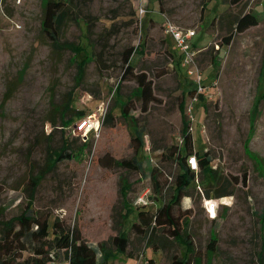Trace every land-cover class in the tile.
<instances>
[{"label":"rangeland","instance_id":"1","mask_svg":"<svg viewBox=\"0 0 264 264\" xmlns=\"http://www.w3.org/2000/svg\"><path fill=\"white\" fill-rule=\"evenodd\" d=\"M46 1L0 0V237L3 223L32 199L40 215L78 226L84 247L103 243L115 253L113 239L126 231L127 252L110 263L172 264L186 258L187 264H264V167L256 162L264 159V3L256 10L259 24L222 45L236 18L254 12L257 0H226L225 5L224 0H209L205 10L206 0H93L82 12L96 18L93 31L88 32L84 20L63 25L62 46L55 47L42 30ZM140 4L147 9L142 17ZM165 23L184 33L195 31L189 73ZM112 25L116 28L105 51L110 67L100 71L88 58L79 70V59L66 43L84 44L96 55L104 48L99 36ZM131 46L140 52L132 58L135 71L147 72L159 99L143 112L141 101L133 98L130 115L145 130L141 170L100 162L107 153L116 159L135 155V125L121 113L138 85L133 78L121 81V54ZM200 85L206 87L203 100L197 93ZM182 96L194 147L209 150L228 194L208 196L210 178L199 169L195 184L174 206L182 218V237L175 238L167 227L139 233L130 227L138 197L147 192V206L155 211L174 193L179 164L169 155L171 148L183 145ZM67 106L73 109L64 120L84 111L94 124L101 121L99 131L85 136L64 128L61 113ZM65 141L74 156L56 162ZM153 168L167 183L158 193ZM244 171L247 184L228 181ZM210 201L217 206L214 217L207 212ZM185 238L192 242L190 253ZM51 264H67L65 256Z\"/></svg>","mask_w":264,"mask_h":264},{"label":"trees","instance_id":"2","mask_svg":"<svg viewBox=\"0 0 264 264\" xmlns=\"http://www.w3.org/2000/svg\"><path fill=\"white\" fill-rule=\"evenodd\" d=\"M92 1L93 0L46 1L42 19V30L55 47L62 46L60 28L63 25L84 20L88 32L93 31L96 18L91 14H82L83 8L88 6ZM208 1L209 0H206L203 4L204 10L207 7ZM241 1L242 0H230L232 4H238ZM258 24L259 18L253 11L242 13L234 22L235 28L223 37L221 44L229 45L236 33L244 32L248 28ZM115 28V25H112L110 29H107L105 35L99 36L100 40L104 42V48L96 53V55H90L87 46L84 44L75 45L66 43V46H69L79 59V70H83L88 62V58L96 61L97 67L100 71L106 70L110 67L105 58V51ZM116 32H118L117 29ZM89 45L91 46V42ZM136 53L137 47L131 46L124 49L121 54V81L133 78L138 84L135 95L129 96L127 101L122 103L121 112L122 116L135 125V136L133 139L135 155L128 159H116L111 154L107 153L100 162L109 168L120 165L130 170H141L142 161L139 157L144 148L145 130L143 126L140 127L137 124V118L134 115H130V110L135 108L133 105V98L136 97L141 101V110L143 112L149 110L152 102L159 100L154 94V81L149 78L147 72L144 70L138 72L135 71L136 65L135 63H132V58ZM261 79L264 81V63L261 69ZM9 90L11 91V89H8V91ZM117 90H120L119 86ZM9 97V92H7L5 101ZM199 97L201 100L204 99L203 94H200ZM185 105V97L182 96L180 109L183 114L185 113ZM72 109L73 107L67 106L61 113L63 126L64 128H67V126L71 127L70 129H67L70 130V132L79 120L86 117L84 111H76L74 116L77 115L80 117L77 121H75L74 118L76 117L74 116L64 120L65 113ZM107 118H112L111 112L107 114ZM182 139L183 145L179 149L171 148V153L169 155L179 164V173L175 180L174 193L171 201L164 203L155 211H152L147 205L137 206L135 208V219L131 222L130 227L139 233L146 234L150 230H156L158 227H167L171 230V233L175 238L182 237V218L175 215L174 206L182 202L187 195L186 192L188 188L192 184H195V179L197 177L196 171L191 169L188 165V158L192 155H196L200 169L209 175L210 180L208 185L210 187L206 190L207 195L222 197L228 194L226 188L223 187L217 169L213 167V158L211 157L209 150L205 149L200 152L195 149L191 125L185 114L183 115ZM66 142L67 141H65L63 147L56 152V162L71 159L74 156V152H71L70 147ZM86 143L87 141L84 144ZM250 153L252 156L256 155L252 152ZM256 160L258 166L264 167V159L258 158ZM151 174L154 191L156 193L161 192L167 183L161 180V173L156 168L152 169ZM227 179L234 186L241 182L247 184L248 174L247 171H244L242 177L232 176V178L228 177ZM34 182L33 188L38 185L39 180L36 179ZM185 212L188 213L186 218H189L191 209L187 208L185 209ZM261 216L264 220V208ZM3 230L4 234L0 237V264H51L61 254L65 256L67 264H115L114 262L110 263V261L115 259L117 255L126 253L129 242L127 232L121 231V233L116 235L113 239V242L117 247V252L115 253L106 251L103 243H98L97 245L88 244L87 247H84L82 244L83 234L78 226H71L60 218H55L52 221L50 216L40 215L33 206L32 199L19 215L8 220L6 223H3ZM183 242L187 253H190L192 242H189L187 238H185ZM25 253H27V255H25ZM188 261L189 260L186 258L180 260L176 259L172 264H187L189 263Z\"/></svg>","mask_w":264,"mask_h":264},{"label":"built area","instance_id":"3","mask_svg":"<svg viewBox=\"0 0 264 264\" xmlns=\"http://www.w3.org/2000/svg\"><path fill=\"white\" fill-rule=\"evenodd\" d=\"M146 12H147L146 7L143 4H140L139 7L140 16L142 17ZM165 25L166 27L168 26L166 30L168 33H170L172 39L175 42V45L177 46V49L181 52V55L183 56V65L188 66V73H189L190 72L189 63L192 61L194 56V52L191 49L192 44L190 39L195 35V31H189L187 33H184L182 29H180L179 27H175L171 23L169 24L165 23ZM200 78L201 77L199 76V83L201 82ZM205 90L206 87L200 85L197 89L198 95L200 94L204 95ZM100 123L101 121L99 119L97 121V124H94L91 117L83 118L75 124L73 130H75L79 134H84L85 136H88L91 133L94 135L100 129L101 127ZM188 165L191 167V169L195 171H198L200 169L196 155H192L188 158ZM146 194L148 193L147 192L143 193L138 197L136 201L138 206L148 205L149 201ZM216 211H217L216 203L210 201L209 205L207 206V212L209 213L210 217H214L216 215Z\"/></svg>","mask_w":264,"mask_h":264},{"label":"crops","instance_id":"4","mask_svg":"<svg viewBox=\"0 0 264 264\" xmlns=\"http://www.w3.org/2000/svg\"><path fill=\"white\" fill-rule=\"evenodd\" d=\"M224 2V5L226 4V0H224L223 1ZM230 3V2H229ZM264 3V0H257L256 1V3L254 4V6H253V10H254V12H255V14H256V10H257V8L259 7V6H261L262 4ZM209 4V3H208ZM207 4V5H208ZM261 8H264L263 6L261 7ZM257 15V14H256ZM206 19V18H205ZM206 21H207V19H206ZM137 54H140V52H137Z\"/></svg>","mask_w":264,"mask_h":264}]
</instances>
